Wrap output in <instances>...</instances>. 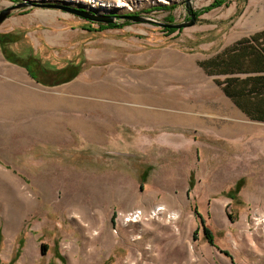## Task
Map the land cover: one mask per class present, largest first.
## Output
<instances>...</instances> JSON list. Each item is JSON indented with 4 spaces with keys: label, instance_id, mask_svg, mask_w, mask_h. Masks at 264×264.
Listing matches in <instances>:
<instances>
[{
    "label": "rangeland",
    "instance_id": "rangeland-1",
    "mask_svg": "<svg viewBox=\"0 0 264 264\" xmlns=\"http://www.w3.org/2000/svg\"><path fill=\"white\" fill-rule=\"evenodd\" d=\"M23 3L189 20L186 0H0V12ZM247 6L191 0L195 25L173 32L122 19L100 28L57 8L9 14L0 264H264V123L201 66L251 32L245 21L264 20V0ZM81 209L98 219L89 236L73 218Z\"/></svg>",
    "mask_w": 264,
    "mask_h": 264
},
{
    "label": "trees",
    "instance_id": "trees-1",
    "mask_svg": "<svg viewBox=\"0 0 264 264\" xmlns=\"http://www.w3.org/2000/svg\"><path fill=\"white\" fill-rule=\"evenodd\" d=\"M119 26L121 25H100V28ZM201 66L206 69L213 68L214 72L210 74L213 76L229 75L221 85L224 94L249 119L264 122V75H249L245 78L237 76L264 72V31L223 50ZM29 71L33 79L37 80L30 68ZM206 239L213 245L212 235L207 230Z\"/></svg>",
    "mask_w": 264,
    "mask_h": 264
},
{
    "label": "water",
    "instance_id": "water-1",
    "mask_svg": "<svg viewBox=\"0 0 264 264\" xmlns=\"http://www.w3.org/2000/svg\"><path fill=\"white\" fill-rule=\"evenodd\" d=\"M29 6H34V7H40V8H57L61 9L64 11H67L69 13H73L91 23H97V24H114L116 23L117 20H128L133 23H151L156 26H159L163 29H173V30H181L185 28H189L195 25L196 23V14L191 12V0H186V7H187V12L189 14V20L181 23H164V22H159L156 20L148 19L142 16H128V15H122V16H105L99 13H94V12H89V11H81V10H76L72 8H66V7H59L55 5H31L27 3L23 4H16L14 6L8 7L7 9L3 10L0 12V25L6 20V18L9 16V14L20 8L24 7H29Z\"/></svg>",
    "mask_w": 264,
    "mask_h": 264
},
{
    "label": "crops",
    "instance_id": "crops-1",
    "mask_svg": "<svg viewBox=\"0 0 264 264\" xmlns=\"http://www.w3.org/2000/svg\"><path fill=\"white\" fill-rule=\"evenodd\" d=\"M256 1V0H255ZM258 1V4H259V1L260 0H257ZM263 1V0H262ZM250 2H251V0H248V6H249V4H250ZM248 6H247V8H248ZM246 8V9H247ZM246 9L244 10V12L246 11ZM244 22V21H243ZM244 26H245V28L246 29H248V30H250L251 32H249L248 33V35H239L240 33L238 32V33H232V34H234V35H230V37L231 38H233V39H235V40H233L232 42H230L229 44H227L224 48H223V50H225V49H228V48H230V47H233V46H235L238 42H240V41H242V40H244V39H249V38H251L252 36H254L255 34H257V33H260V32H262V31H264V26H263V28H261V29H258V30H256V27L258 26V25H262V24H264V20L262 21V20H258V21H255V20H253L252 18L250 19V20H248V21H245L244 23ZM245 28H242V29H245ZM255 30V31H254ZM232 32H233V30H232ZM222 50V51H223ZM222 51H219L217 54H219L220 52H222ZM144 60L143 59H141V62H143ZM249 75H264V72H262V73H255V74H245V75H237V76H239V77H241V78H245L246 76H249ZM229 75H227V76H225V77H228ZM224 93V92H223ZM225 95V94H224ZM226 96V95H225ZM263 96V95H262ZM227 97V96H226ZM228 98V97H227ZM229 100H231L230 98H228ZM232 101V100H231ZM233 102V101H232ZM235 105V104H234ZM236 106V105H235ZM237 107V106H236ZM237 109L243 114V115H245L246 117H247V115L242 111V110H240L238 107H237ZM262 123H264V122H262Z\"/></svg>",
    "mask_w": 264,
    "mask_h": 264
},
{
    "label": "bare ground",
    "instance_id": "bare-ground-1",
    "mask_svg": "<svg viewBox=\"0 0 264 264\" xmlns=\"http://www.w3.org/2000/svg\"><path fill=\"white\" fill-rule=\"evenodd\" d=\"M254 17H255V15H254ZM256 20H258V19H256ZM171 140L172 141H176L177 139H171ZM81 212H82L81 216L80 215H77L78 213H76V214L73 215V218L76 219V221H77L76 223L78 225L79 230L83 231V233H84L85 236H89V235H87L85 233V230H86L85 228L86 227L93 226L94 224H96V222H98V219H97V216L96 215L89 216L84 209H81ZM83 219L88 220L87 223L84 224V225H83V223H81V220H83ZM92 236H96V237H99L100 236L101 237V234L99 232H97V231L94 230ZM91 237H89V238H91ZM108 241H110V236H107L106 237V242H108Z\"/></svg>",
    "mask_w": 264,
    "mask_h": 264
},
{
    "label": "built area",
    "instance_id": "built-area-1",
    "mask_svg": "<svg viewBox=\"0 0 264 264\" xmlns=\"http://www.w3.org/2000/svg\"><path fill=\"white\" fill-rule=\"evenodd\" d=\"M137 214H139V213H136L135 215H137ZM256 218H257V220H260V222H262V223L264 224V216H261V215L258 216V215H257Z\"/></svg>",
    "mask_w": 264,
    "mask_h": 264
}]
</instances>
